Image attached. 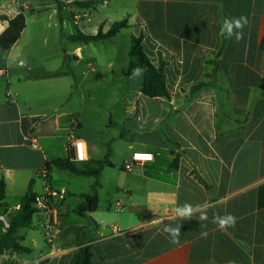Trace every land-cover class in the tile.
Here are the masks:
<instances>
[{"label": "crops", "instance_id": "1", "mask_svg": "<svg viewBox=\"0 0 264 264\" xmlns=\"http://www.w3.org/2000/svg\"><path fill=\"white\" fill-rule=\"evenodd\" d=\"M87 1L99 4L68 7ZM55 2L40 3L32 11L52 10L51 17L59 18L61 27H53L54 47L41 35L34 48L25 26L15 46L0 55V180L6 182L7 221L18 215L31 184L39 197L47 191L65 192V198L53 199L50 207L61 231L54 244H48L44 220L34 216L32 226L16 235L30 252H5L0 264H73L83 246L91 247L94 264H264V0ZM29 10L32 7L20 0H0V16L9 20ZM64 11L85 17L71 20L75 27L93 20L98 32L63 35L70 21L60 15ZM241 15L249 20L244 39L237 43L220 34L225 18ZM124 20L131 43L143 34L151 62L156 67L161 59L166 63L168 98L145 97L143 75L127 77L128 67L122 70L124 76L140 81L135 96L122 90L113 101L94 98L88 90L71 92V76L80 77L86 60L96 62L88 64L83 76L114 77V62L103 68L97 61L99 46H115L123 31L90 43L70 38L96 36L100 29L107 34ZM8 28L9 22L0 20V37ZM39 28L43 32L52 27ZM64 42H73L74 49H64ZM201 83L205 86L194 91ZM112 102L122 121L112 119L109 124L101 115L103 120L71 122V103L74 111L93 114L100 108L111 115ZM77 139L86 142L89 156L88 162L75 163L79 168H97L107 156L111 162L100 175L98 209L85 216L75 209L97 180L73 174L90 187L76 193L55 177L60 169L47 171L48 163L73 152ZM126 141L124 166L134 152L151 153L154 161L131 172L124 166L119 171L115 146ZM108 179L113 183L109 190ZM185 202L209 205L206 227H200L196 216L184 221L176 217L175 208ZM225 212L233 214L236 223L221 231L213 215ZM71 214L84 220L73 228L72 239ZM176 223H181L179 243L164 232L166 224ZM0 230L6 232L2 226Z\"/></svg>", "mask_w": 264, "mask_h": 264}, {"label": "trees", "instance_id": "2", "mask_svg": "<svg viewBox=\"0 0 264 264\" xmlns=\"http://www.w3.org/2000/svg\"><path fill=\"white\" fill-rule=\"evenodd\" d=\"M60 2V0H58ZM99 4V1L74 2L70 6H75L79 9H90ZM61 8V6H60ZM0 20L9 22V28L0 37V55L9 52L20 39L23 30L26 26V17L24 13L18 15L15 19L9 20L4 16H0ZM128 21L124 20L115 23L107 34H103L102 30L96 36L78 35L71 37L72 41H80L85 43L94 42L97 40H110L117 36L121 31L128 28ZM144 35L133 37L131 49L129 53V65L126 71V76L134 75V69L141 68L143 70V87L142 94L148 98H168V90L166 85L165 67L166 63L161 59L160 64L156 67L143 47ZM205 85L203 83L194 87L193 90H199ZM73 152L69 150V155L65 159H58L47 164V171L51 170L52 166L60 170L70 171L76 176L94 177L97 183L93 186L91 194L82 195L84 202L77 206L75 213L79 216H85L88 213H93L98 209L99 198L97 189L100 187V175L105 166H111L109 156L98 164L97 168H79L73 161ZM39 196L33 191L31 184L26 195L20 200V210L17 216L13 217L10 222V228L6 232L0 233V254L8 251H13L18 254L28 253L30 249L23 247L17 240L19 230L29 228L33 224V217L36 214L34 204ZM6 182L0 180V209L6 207ZM0 226L2 223L0 222ZM73 264H94L93 254L90 246H83L79 249Z\"/></svg>", "mask_w": 264, "mask_h": 264}, {"label": "rangeland", "instance_id": "3", "mask_svg": "<svg viewBox=\"0 0 264 264\" xmlns=\"http://www.w3.org/2000/svg\"><path fill=\"white\" fill-rule=\"evenodd\" d=\"M13 0H10V4ZM61 1V0H60ZM20 2L27 3L32 7V10L26 11L25 17L27 19L26 27H28V32L30 34V39L32 41L33 47L39 46L38 43L41 42V35L44 37H47L50 41V45L54 47V43L56 42V35H57V28L53 27H61L60 20L58 17H51L52 10H49L47 12L38 13L35 14L32 12L33 9H36L40 3H45L46 6L51 5L52 3H56L55 0H20ZM68 7L71 6L69 5ZM62 17L68 20L69 18V24L66 26L65 30L63 31L64 34H71L76 35L79 34L78 31L82 30L86 34H96L98 30H94V24L93 20H91L89 23H83L79 27H75L73 22L74 18L77 16H80L81 14H71L64 11L60 14ZM85 17L81 15L80 20L83 21ZM76 20V19H75ZM56 25V26H55ZM39 27H52L48 30H45L43 32H40L42 28ZM130 31H123L122 34L117 38V43L113 47H106L104 49L99 46V50L102 51V54L97 60L99 65L103 68L108 67V63L114 62L115 63V74L114 77H110L108 74L105 73L103 76H105L106 79H102L98 77V75L89 74L88 76H83V72L88 71V64L89 63H95V60H86L84 61L81 66L79 73V78L76 80L74 79L73 75L71 76V92L72 91H78L79 90H88L91 95L94 98H100V99H107V100H113L116 98L115 94L119 93L122 90H130V94L133 96L136 95V92H138L140 88V81L138 82L136 79H130L124 76L122 73V70L127 69L128 63H129V50H130ZM64 49H68L71 51L74 49V43L73 42H64L63 45ZM37 50V48H36ZM91 56V55H90ZM53 62V61H52ZM55 62V60H54ZM104 71V70H103ZM87 75V74H85ZM99 100V99H96ZM109 105V104H108ZM74 103H71V122H78L83 123L85 119H93V120H108L109 124L112 122V119L114 122L122 121V117L118 115L116 105L111 103L112 111L111 115L109 111H106L105 109L96 108L97 112H93V114L87 110L82 109V111H79V108H77L75 111L73 110ZM100 111V112H98ZM76 112V114H75ZM101 113V114H100ZM102 115V118L100 117ZM107 115V118H106ZM118 126H121V123H118ZM128 141L126 142H119L117 146H115V149L117 147V156H118V169L119 171L122 170V167L125 163L126 153L128 152ZM111 149V148H110ZM132 156V155H131ZM57 173L55 177L60 179V184L62 186L67 187L72 192L81 193V192H88L90 189L89 184L87 180L84 178H77L72 173L66 171L63 172L61 170H57ZM65 176V178L63 177ZM67 177H69L71 180H69ZM112 181L108 179L107 181V189L109 190L112 186ZM68 203L71 202L74 204L73 200L70 199L67 200ZM1 217H7V209L6 207H2L0 209V218ZM9 222H11V218L9 217ZM1 222V220H0ZM2 223V222H1ZM77 224H84V220L80 217L74 216L71 214V239L75 236V231H73V228ZM1 227V226H0ZM3 227V225H2ZM61 231V230H60ZM2 231L0 230V233ZM3 233V232H2ZM41 233V232H40Z\"/></svg>", "mask_w": 264, "mask_h": 264}, {"label": "clouds", "instance_id": "4", "mask_svg": "<svg viewBox=\"0 0 264 264\" xmlns=\"http://www.w3.org/2000/svg\"><path fill=\"white\" fill-rule=\"evenodd\" d=\"M249 24V20L246 16L241 15L239 17L225 18L221 27L220 34L224 35L228 39L235 38L238 43L244 39V28ZM141 68L134 69V75L142 74ZM208 207L207 203L202 205H192L191 203L185 202L183 205H179L175 208L176 217L180 218L181 221L191 220L194 216L200 222V227H206L205 222L208 220ZM198 214V216H197ZM213 222L221 231H226L230 227H234L236 223V217L225 212L223 215L214 213ZM164 232L168 233L171 237V242L179 243V236L181 234V223H176L175 226L166 224ZM203 236H207V232L201 233Z\"/></svg>", "mask_w": 264, "mask_h": 264}, {"label": "built area", "instance_id": "5", "mask_svg": "<svg viewBox=\"0 0 264 264\" xmlns=\"http://www.w3.org/2000/svg\"><path fill=\"white\" fill-rule=\"evenodd\" d=\"M34 147L36 143L34 142ZM73 159L72 161L76 164H82L89 161L88 147L84 140L77 139L73 143ZM83 157V158H82ZM154 161V156L148 152H134L131 156V160L127 162L124 166L125 171L131 172L134 167L138 165H143L145 163H150ZM46 175V174H45ZM65 198V192L47 191L42 197H39L34 204L36 209V214L34 216H40L43 218V227L45 230V238L48 244L53 245L55 240L60 234V228L58 223V218L51 205L53 204V199L63 200ZM3 227V231H7L10 228V223L5 219V217L0 218Z\"/></svg>", "mask_w": 264, "mask_h": 264}, {"label": "snow or ice", "instance_id": "6", "mask_svg": "<svg viewBox=\"0 0 264 264\" xmlns=\"http://www.w3.org/2000/svg\"><path fill=\"white\" fill-rule=\"evenodd\" d=\"M83 158V157H82Z\"/></svg>", "mask_w": 264, "mask_h": 264}]
</instances>
